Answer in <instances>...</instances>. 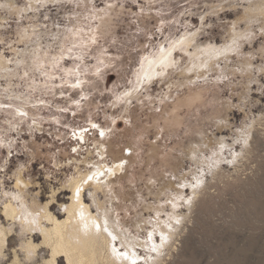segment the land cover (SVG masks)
Listing matches in <instances>:
<instances>
[{
	"label": "rangeland",
	"instance_id": "obj_1",
	"mask_svg": "<svg viewBox=\"0 0 264 264\" xmlns=\"http://www.w3.org/2000/svg\"><path fill=\"white\" fill-rule=\"evenodd\" d=\"M229 3L59 0L28 9L18 0L19 12L0 10V54L12 69V75L0 73V198L13 190L20 169L33 183L31 193L44 200L76 167L91 175L123 163L105 182L116 193V218L140 239L159 213L144 207L162 204L160 216L168 219V195L181 188L176 212L185 218L159 264H264V72L258 70L264 33L255 23L252 44L241 51L202 66L200 56L190 59L198 47L219 48L229 40L244 4ZM24 30L33 32L28 43L20 39ZM185 34L195 40L188 50L173 51L174 66L149 80L141 75L149 58L176 47ZM248 56L250 76L237 72ZM191 92H201L203 101L185 107L177 127L164 128L169 111ZM221 113L227 125L219 130ZM205 136L222 141L202 148L195 162L189 148L201 146ZM177 166L183 180L173 175ZM171 178L177 187L157 199L154 193ZM59 197L68 198L65 192ZM141 215L151 224L137 232ZM155 239L160 243L159 234ZM137 252V264L156 256L152 249Z\"/></svg>",
	"mask_w": 264,
	"mask_h": 264
},
{
	"label": "bare ground",
	"instance_id": "obj_2",
	"mask_svg": "<svg viewBox=\"0 0 264 264\" xmlns=\"http://www.w3.org/2000/svg\"><path fill=\"white\" fill-rule=\"evenodd\" d=\"M25 1L27 2L25 8L31 9L41 4L58 2L59 0ZM239 1V5L241 2L244 3L242 4L243 14L235 21L234 27L229 29V40L219 48L214 45H206L201 49L198 47L190 55V59L200 56L201 60H199L202 66L203 61H207V59L210 62L216 60L217 57L215 56L217 55L226 56L235 54L236 51H241L247 42L252 44L255 32H252L253 28L251 29V27L255 23L259 24L260 33H264V0H231L229 4L233 6V4L237 3L238 5ZM2 9L9 12H19L21 10L18 0H3L0 3V10ZM241 23L246 26L244 30L240 29ZM32 34L33 32L24 30L20 33V39L28 43ZM194 40L195 36L185 34L176 47L172 46L168 50L155 55V57L149 58L148 62L144 64L141 75L146 76L149 80L174 66L173 51L180 48H185V51L186 49L188 50ZM27 52L30 53L28 50L20 52L22 54V59L18 58L20 63H25V54ZM203 54H206V56L203 57ZM262 54H264V48H262ZM196 66L198 67V65ZM240 67L241 70L238 69L237 72L246 76H250L254 72V65L249 56L241 61ZM258 70L264 72V66L262 68L258 67ZM10 71L9 61L0 54V73L8 75L11 73ZM203 98L204 95L201 92H191L184 99L178 100L173 109L169 111L170 115L166 118L164 128L177 127L182 120L181 111L185 107H197L203 101ZM224 106V111L230 108V105L226 104ZM19 112L22 111L19 110ZM226 117L224 113L219 114V119L216 120L219 130L227 125ZM217 139L205 136L202 139L203 141H200L201 146L197 144V146H190V151H188L189 158L191 157L195 162L201 161L200 150L202 148H207L208 150L209 146H215V142L220 143L222 141ZM103 148V145L98 147L97 150L100 151V154L103 153ZM158 148L155 146L150 153L156 155ZM217 156V159H220V154H217ZM123 165L125 164L121 163L117 165L116 169H110L108 172L112 174L121 172ZM178 166L173 168L174 176L177 173ZM81 168L83 167H76V171L72 173L64 184L62 183L61 188H51L49 197L44 200L39 198V192L32 194L33 190H29V186L33 185V183L31 179L24 177L21 169L16 175L14 174L16 182L13 190L6 192L4 198H0V204L2 205L0 215V264H132L133 259H135L137 264L141 260L137 252L139 247L147 250H156V256L149 255V260L145 259L144 264H159L163 249L170 247L171 240H173L175 232H177V226L183 222V216L176 212V209L180 206V200H183V198H180L181 188L180 191L174 192L173 195H168V200L171 201L170 207L173 209V211L171 209L172 214H170L168 219L163 220L160 216V213L164 211L162 204L158 207L155 204H148L144 207L146 210L158 209L159 213L155 214L156 218L153 224L142 215L135 221L134 228L137 232L139 230L142 232L144 225L151 224V229H148V237L144 238L142 236V239H140L139 235H135L132 231L130 232V230L123 228L115 216L117 197L114 190L109 188V184L105 182L108 172L98 167L90 175V171L85 169L86 167L83 170ZM126 169L124 168V170ZM90 176L92 179H88ZM176 176L179 177V175ZM179 178L183 180L184 176ZM174 179H169L162 184L158 192H153L157 199L160 200L163 194L177 187ZM185 183L188 185V182ZM77 189H79V197H77ZM197 190L193 189L192 191L193 196H196V198ZM63 192L67 193V200H60L59 195ZM101 194H103V197ZM56 205L59 207V212L55 211ZM81 213H83V218ZM105 221H107L108 232L117 237L115 241L112 240L108 232L104 231ZM96 225H99V230H97ZM156 234L160 235V243L156 242ZM14 241H17L18 244L13 246L12 242ZM113 248H116L121 254L127 253V258L124 255L117 256L113 253Z\"/></svg>",
	"mask_w": 264,
	"mask_h": 264
},
{
	"label": "snow or ice",
	"instance_id": "obj_3",
	"mask_svg": "<svg viewBox=\"0 0 264 264\" xmlns=\"http://www.w3.org/2000/svg\"><path fill=\"white\" fill-rule=\"evenodd\" d=\"M161 51H163V49H161ZM145 59H147V58H145ZM88 179H92V177L90 176V177H88ZM77 197H79V189H77ZM81 217L83 218V213H81ZM96 227H97V230H99V225H96ZM104 231L108 232L107 221H105V228H104ZM108 234H109V236H111V238H112L113 241H115V240L117 239V237L114 236L111 232H108ZM149 238H151V236H149ZM162 239H163V237H162ZM153 250H155V249H153ZM112 251H113V253H115L117 256H119V255H124V257L127 258V255H128L127 253H123V254H121V253H119V252L117 251L116 248H113ZM132 264H136L135 259H133Z\"/></svg>",
	"mask_w": 264,
	"mask_h": 264
}]
</instances>
